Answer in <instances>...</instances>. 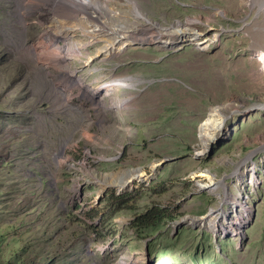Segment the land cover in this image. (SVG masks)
<instances>
[{
  "label": "rangeland",
  "instance_id": "obj_1",
  "mask_svg": "<svg viewBox=\"0 0 264 264\" xmlns=\"http://www.w3.org/2000/svg\"><path fill=\"white\" fill-rule=\"evenodd\" d=\"M128 1L110 3L128 11ZM136 1L161 26L193 20L191 29L204 45L147 42L96 58L89 67L83 66L87 55L63 62V69L83 67L84 84L93 88L113 74L142 80L87 99L79 96L80 84L61 93L52 76L57 69L18 50L14 2L0 0V264H145L133 258L143 252L146 264H264V167L257 170L253 221L242 241L204 226L175 227L221 207L220 198L199 189L201 177L193 172L230 176L232 166L220 158L236 159L238 148L242 157L264 143V108L249 109L264 103V73L255 53L264 50V0ZM35 25L25 36L29 43L42 32ZM79 40L86 38L78 33L71 42ZM111 41L89 45L88 53ZM124 99L125 105L111 108ZM225 106L242 112L227 118L226 139L220 136L198 156L200 124L213 108ZM262 154L264 149L256 160ZM160 161L156 178L137 181L132 190L118 191L104 179L125 168L151 174V163ZM125 193L138 197L135 208L112 212L109 198ZM154 203L169 206L175 218L133 227L135 215Z\"/></svg>",
  "mask_w": 264,
  "mask_h": 264
},
{
  "label": "bare ground",
  "instance_id": "obj_2",
  "mask_svg": "<svg viewBox=\"0 0 264 264\" xmlns=\"http://www.w3.org/2000/svg\"><path fill=\"white\" fill-rule=\"evenodd\" d=\"M12 1L14 2V14L17 16L20 26V40L17 43L18 50L30 55V58L40 66L56 68L57 74L52 76L58 82L57 87L61 93L68 91L67 89L75 84H80L82 91H80L79 96L87 99L103 98L104 95L111 94L118 86H136L142 80L131 75L117 77L113 74V77L109 81L93 88L89 83L84 84L85 78L79 73L83 67L63 69L61 68L63 62L87 55L88 59H86L83 66L89 67L96 58L105 60L113 54H120L126 51L129 47L142 46L147 42L159 44L163 48H174L189 41L204 45V41H201L202 35L195 33L191 29V26L193 27L195 23L193 20H189L185 25L161 26L158 23L152 22L141 11L136 0L128 1V11H120L114 4L110 3V0ZM129 17H132V21L127 23ZM90 18H94L97 22L94 19L95 23L91 22ZM116 18L123 22L116 20ZM35 24L39 25L42 32L37 40L29 43L26 41L25 36L37 28ZM78 33H81L86 40H79L77 43L71 42ZM106 38H112V41L109 44L105 43L95 54L90 55L88 53L90 49L89 45L97 41H105ZM255 53L261 64L260 72L264 73V50L257 49ZM46 58H49L50 61L46 62ZM127 101L128 99H124L119 103L114 102L111 104V108H120ZM65 102L68 103L69 101L63 100V98L60 100V103ZM256 108H264V103H255L249 107V109ZM224 109H227V106L224 108H213L207 119L200 124L199 137L201 148L197 150L198 156L206 155L210 151L211 145L219 140L224 131H227L225 130L226 120L229 115L242 112V110L232 109L226 111ZM65 142L66 140L61 145L60 150L54 154L55 164L60 162V157H63L65 153ZM260 149L251 151L250 155H253ZM163 163L164 161L152 162L153 172L151 174H147L142 168H125L117 173L105 174L104 179L114 184L118 191L132 190L136 187L137 181H150L156 178L159 167ZM257 167L258 164L256 163L252 165V170L255 172L252 175L253 178L257 176ZM192 175L194 178L201 177V179L197 180L200 190L206 189L222 200H225L228 195V183L226 182L228 175L225 174L218 179L213 172L207 170H202L199 174L193 172ZM232 175L238 184L243 183V173L236 170ZM222 215L223 211H221V208L212 209L208 217L183 218L175 224V227L187 223L192 226L208 227L218 236L233 234L230 223L221 222ZM243 237L244 235H242ZM146 256L145 252H143L139 256V259L135 256L133 258L136 259V262L143 259L146 264Z\"/></svg>",
  "mask_w": 264,
  "mask_h": 264
},
{
  "label": "built area",
  "instance_id": "obj_3",
  "mask_svg": "<svg viewBox=\"0 0 264 264\" xmlns=\"http://www.w3.org/2000/svg\"><path fill=\"white\" fill-rule=\"evenodd\" d=\"M220 139H226V136H222ZM263 145L249 149L246 155L242 157L240 156L242 153V148H238V151L235 154L236 159H234L230 155H225L218 160V162L222 161V163L225 162L231 165L233 169V172L230 174V176L228 175V177H231L232 180H227L228 178H226V182L228 183V195L225 200H222L220 197L215 195L217 198H220V208L221 211H223L222 217L224 219L222 218L221 222L225 221L230 223L233 232V234H228L226 236L220 235L223 238L232 236L238 242H240L243 239L242 235L245 236V233L251 226L254 216L252 195L254 187L257 186V184L260 182L259 176H254V178L252 177V175L255 174V172H253L252 170V165L254 163L258 164V169L264 167V154H262V156L258 160H256V155L264 149ZM256 149L260 150L256 151L253 155H250L251 151ZM236 170L240 171L244 175L242 184H238L234 176L232 175ZM207 171L212 172L210 169H207Z\"/></svg>",
  "mask_w": 264,
  "mask_h": 264
},
{
  "label": "trees",
  "instance_id": "obj_4",
  "mask_svg": "<svg viewBox=\"0 0 264 264\" xmlns=\"http://www.w3.org/2000/svg\"><path fill=\"white\" fill-rule=\"evenodd\" d=\"M136 196L131 193L122 195H112L110 206L112 212L123 209H133L136 206ZM175 218L172 212L169 211V206H162L159 203H154L151 207L147 208L144 212L135 215L131 225L135 228L151 227L163 222L166 219L173 220Z\"/></svg>",
  "mask_w": 264,
  "mask_h": 264
},
{
  "label": "water",
  "instance_id": "obj_5",
  "mask_svg": "<svg viewBox=\"0 0 264 264\" xmlns=\"http://www.w3.org/2000/svg\"><path fill=\"white\" fill-rule=\"evenodd\" d=\"M173 159V158H172Z\"/></svg>",
  "mask_w": 264,
  "mask_h": 264
}]
</instances>
